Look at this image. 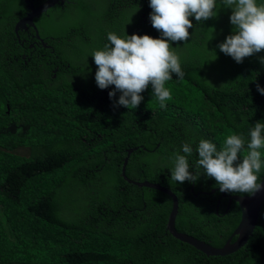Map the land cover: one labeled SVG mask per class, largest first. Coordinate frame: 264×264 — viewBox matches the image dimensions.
Segmentation results:
<instances>
[{"label":"trees","instance_id":"16d2710c","mask_svg":"<svg viewBox=\"0 0 264 264\" xmlns=\"http://www.w3.org/2000/svg\"><path fill=\"white\" fill-rule=\"evenodd\" d=\"M214 11L216 16L206 21L193 17L187 41H169L184 77L171 74L165 86L172 98L163 109L150 84L135 109L116 103L118 91L109 98L114 85L98 88V66L91 54L110 44L107 29L99 28L103 36L93 44L59 47L55 56L45 59L21 51L4 35L0 264H264V204L242 249L207 257L166 232L172 207L167 195L128 184L121 176L127 150L136 148L125 176L159 184L176 196L178 232L222 248L238 227V204L228 207L221 192L209 194L219 186L202 169L195 183L170 179L169 158L182 143L192 144L189 172L195 174L200 139L220 150L226 135H242V159L250 129L258 121L264 123V95L256 88H264V50L242 63L222 53L218 45L234 34L232 9L217 0ZM86 12L80 23L95 30L92 13ZM132 34L160 38V32L144 22L127 35ZM260 151L264 161V149ZM258 175L262 182L264 168Z\"/></svg>","mask_w":264,"mask_h":264},{"label":"clouds","instance_id":"9594fccd","mask_svg":"<svg viewBox=\"0 0 264 264\" xmlns=\"http://www.w3.org/2000/svg\"><path fill=\"white\" fill-rule=\"evenodd\" d=\"M224 7L231 8L230 23L234 34L225 38L218 45L220 51L242 63L245 57L264 50V4L256 0H221ZM149 14L152 27L160 32V38L148 35L125 34L123 38L113 32L107 34L109 45L103 50H94L91 54L98 66L95 81L100 89L114 85L109 91V98L120 92V106L135 109L143 97L140 95L149 84L161 109L171 100L170 90L165 86L175 74L183 79L179 55L170 47L169 41H187L188 29L192 28L189 17L197 22L206 21L216 16L217 0H150ZM167 38V39H165ZM264 64V58L260 59ZM257 91L264 95V88L256 85ZM264 123L256 122L250 129L247 150L242 135L229 133L222 142L220 150L213 142L200 139L195 152V174L189 172L188 157L193 154L191 142L181 144L179 151L173 152L170 161L173 165L170 179L174 182L195 183L203 174L214 178L220 192L254 195L264 190L260 181L264 161L261 149H264ZM182 152L183 154H180ZM239 161V162H238Z\"/></svg>","mask_w":264,"mask_h":264},{"label":"flooded vegetation","instance_id":"af4514ba","mask_svg":"<svg viewBox=\"0 0 264 264\" xmlns=\"http://www.w3.org/2000/svg\"><path fill=\"white\" fill-rule=\"evenodd\" d=\"M49 2L53 4L46 11L32 18L34 27L26 25L16 30L20 21ZM149 4L150 0H0V42L4 35L6 39L8 36L21 51L45 59L55 56L59 47L71 50L75 44L99 41L103 36L99 28L121 38L132 30L138 31L141 22L151 24ZM83 11L92 13L90 18L96 22L95 30L80 23ZM189 20L193 22V17ZM82 61L85 58L82 57ZM225 196L223 198L228 200L229 195Z\"/></svg>","mask_w":264,"mask_h":264},{"label":"water","instance_id":"95a60500","mask_svg":"<svg viewBox=\"0 0 264 264\" xmlns=\"http://www.w3.org/2000/svg\"><path fill=\"white\" fill-rule=\"evenodd\" d=\"M52 4L53 2L45 3L38 10L32 11L26 18L16 25V30L26 27V25L34 27L32 18L46 11ZM134 151H136V148L127 150L126 157L123 160V165L121 168V176L128 184L134 185L138 188H147L158 191L167 195L171 199L172 207L166 222V232L170 234L175 240L194 248L196 251L207 257L229 256L236 253L247 244L249 238L252 236L257 226L259 215L264 204V190L256 192L254 195L248 196H227L228 207L230 206L231 202H236L241 210V218L238 227L235 229L231 238L226 242V244L222 248H214L205 242L197 240L187 234L180 233L176 230L175 222L178 214L179 202L176 196L170 190L159 184L150 183L147 181L135 182L126 178L125 168L130 155ZM260 183L264 185V180ZM217 191L220 192L219 189H214L209 194L215 193ZM191 192H193V187L191 188ZM209 194L204 192L201 193V195ZM221 196L226 197L225 192H221ZM233 238H235L234 241H232Z\"/></svg>","mask_w":264,"mask_h":264},{"label":"rangeland","instance_id":"374dc122","mask_svg":"<svg viewBox=\"0 0 264 264\" xmlns=\"http://www.w3.org/2000/svg\"><path fill=\"white\" fill-rule=\"evenodd\" d=\"M90 16H91V14H90ZM0 222H4V218H3V214L1 213V210H0Z\"/></svg>","mask_w":264,"mask_h":264}]
</instances>
